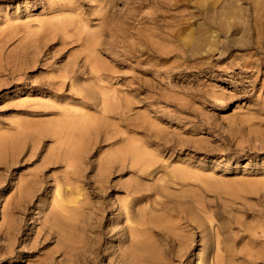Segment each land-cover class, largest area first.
Here are the masks:
<instances>
[{
	"label": "rangeland",
	"instance_id": "1",
	"mask_svg": "<svg viewBox=\"0 0 264 264\" xmlns=\"http://www.w3.org/2000/svg\"><path fill=\"white\" fill-rule=\"evenodd\" d=\"M6 136L0 264H264V0H0Z\"/></svg>",
	"mask_w": 264,
	"mask_h": 264
},
{
	"label": "bare ground",
	"instance_id": "2",
	"mask_svg": "<svg viewBox=\"0 0 264 264\" xmlns=\"http://www.w3.org/2000/svg\"><path fill=\"white\" fill-rule=\"evenodd\" d=\"M206 25V23H204V24H201V26H199L200 27V29H201V27L203 28V26H205ZM202 32V31H201ZM192 34H193V32L192 31H190L189 33H188V36L186 37V39H183L182 40V44L183 45H185V46H187V45H189V44H191V42L193 41V38H192ZM200 35H202L203 36V34H200ZM200 38H201V36H200ZM181 40V39H180ZM181 44V43H180ZM190 47V46H189ZM9 76V75H8ZM7 77V76H6ZM179 110H180V108H179ZM124 119V118H123ZM127 119V118H126ZM125 119V120H126ZM122 120V119H121ZM66 124V123H65ZM55 133L57 134V136H58V138H57V140H58V142H61V138L59 137V131H58V129H57V131L55 130ZM14 134V133H13ZM13 136V135H12ZM40 138H42V137H40ZM42 139H45V138H42ZM16 141V140H15ZM11 142V138L9 139V137H1L0 138V149L1 148H3L5 145H8L9 143ZM12 143V142H11ZM12 145V144H11ZM97 145V144H96ZM21 150V149H20ZM134 153H135V157H138V154L134 151ZM12 165V164H11ZM180 174V173H179ZM178 175V174H177ZM181 175V174H180ZM180 177V176H179ZM99 178V177H98ZM182 178H184V177H182ZM46 179V178H45ZM106 185V184H105ZM104 185V186H105ZM110 187V186H109ZM41 189V188H40ZM20 192L22 191V190H19ZM107 191V190H106ZM102 196V195H101ZM59 205V206H58ZM60 205L61 204H56V206H57V208L56 209H58V211L60 212L61 210H59L60 208H58V207H60ZM66 207V206H65ZM69 208V207H68ZM62 209V211H65L64 210V208H61ZM72 209V208H71ZM70 210V209H69ZM61 211V213H63ZM106 211V210H105ZM104 211V212H105ZM76 212V211H75ZM63 214H65V213H63ZM67 215V214H66ZM91 222V221H90ZM89 226V225H88ZM86 227H87V225H86ZM155 228V227H154ZM161 229V228H160ZM164 237V236H163ZM166 238V237H165ZM88 240V239H87ZM86 242V241H85ZM173 243V242H172ZM81 246V245H80ZM37 247V246H36ZM78 247H79V245H78ZM86 248V247H85ZM79 250V249H78ZM99 252V251H98ZM71 253V252H70ZM181 253V252H180ZM183 253V252H182ZM72 254V253H71ZM88 254V253H87ZM86 254V255H87ZM8 255V254H7ZM6 255V256H7ZM103 255V254H102ZM76 257V256H75ZM89 258H90V256H89ZM102 258V257H101ZM73 259V258H72ZM80 259V258H79ZM82 259V258H81ZM84 260V259H83ZM82 260V261H83ZM81 261V262H82ZM45 262H46V260H45ZM80 262V263H81ZM50 263V262H49ZM48 263V264H49ZM66 264V263H65Z\"/></svg>",
	"mask_w": 264,
	"mask_h": 264
}]
</instances>
